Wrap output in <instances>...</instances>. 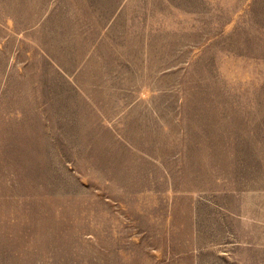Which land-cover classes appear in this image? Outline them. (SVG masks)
Returning a JSON list of instances; mask_svg holds the SVG:
<instances>
[{
  "label": "rangeland",
  "instance_id": "obj_1",
  "mask_svg": "<svg viewBox=\"0 0 264 264\" xmlns=\"http://www.w3.org/2000/svg\"><path fill=\"white\" fill-rule=\"evenodd\" d=\"M0 264H264V0H0Z\"/></svg>",
  "mask_w": 264,
  "mask_h": 264
}]
</instances>
